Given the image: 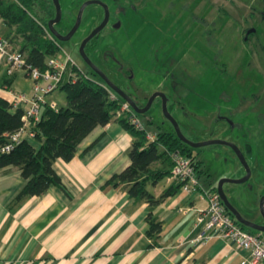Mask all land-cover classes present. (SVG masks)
I'll list each match as a JSON object with an SVG mask.
<instances>
[{
	"label": "rangeland",
	"instance_id": "rangeland-1",
	"mask_svg": "<svg viewBox=\"0 0 264 264\" xmlns=\"http://www.w3.org/2000/svg\"><path fill=\"white\" fill-rule=\"evenodd\" d=\"M59 1L63 13L68 9L76 14L77 0ZM104 1L111 14L120 16L121 24L114 30L108 25L101 30L91 59L99 61L109 78L136 101L144 102L152 91L162 89L168 95L169 111L188 138L234 141L243 150L251 173L244 182H224L223 189L244 216L262 220L259 198L264 194V170L257 165L264 168V0ZM129 2L137 6L132 12ZM101 14L96 3L86 5L79 27L63 42L64 56L68 53L86 71L91 68L80 56L79 43L91 20L96 22ZM157 52L164 56L154 61L151 54ZM173 80L179 81L174 88L168 83ZM54 99L58 106L64 104V92L59 90ZM133 113L148 136L173 127L162 112L159 97L145 112ZM192 149L195 158L202 160L200 167L212 172L209 180L206 170L199 174L203 191L217 185L221 172L233 174L234 163L245 174L243 164L226 144Z\"/></svg>",
	"mask_w": 264,
	"mask_h": 264
},
{
	"label": "crops",
	"instance_id": "crops-1",
	"mask_svg": "<svg viewBox=\"0 0 264 264\" xmlns=\"http://www.w3.org/2000/svg\"><path fill=\"white\" fill-rule=\"evenodd\" d=\"M8 31L0 17V35ZM32 85L24 70L8 72L0 55L1 96L10 102L14 93L30 96ZM58 91L45 97L55 100ZM20 106L25 108L28 103ZM24 137L38 144L33 136ZM131 142L132 135L117 120L95 126L78 143L72 158L53 162L61 186L51 184L41 194L16 202L12 198L24 177L16 165L0 166V264H238L248 252L233 240L213 232L204 243L193 241L200 228L198 209L207 205L205 194L198 188H180L152 207V215L162 221V230L157 242L150 244L153 239L146 234L148 202L129 196L122 184L103 187L113 173L130 163L127 151ZM234 165L233 174L219 175H241V167ZM200 169L206 170L203 166ZM207 174L206 179H211L212 172ZM164 179L147 188L159 194L172 181L168 176Z\"/></svg>",
	"mask_w": 264,
	"mask_h": 264
},
{
	"label": "trees",
	"instance_id": "trees-1",
	"mask_svg": "<svg viewBox=\"0 0 264 264\" xmlns=\"http://www.w3.org/2000/svg\"><path fill=\"white\" fill-rule=\"evenodd\" d=\"M76 3L79 4L80 0ZM67 10L54 23L60 32H64L67 24H72L75 18L74 13ZM54 13V4L50 0H0V17L9 29L5 37L24 55L27 63L41 69L47 67V58L58 52L65 41L55 37L48 28V19ZM99 41L100 34L97 32L86 42L84 49L90 58ZM111 55L116 59L114 53L111 52ZM91 69L86 71L77 65L67 66L56 88L64 92L65 103L57 109L45 103L39 119L32 120L29 126L37 145L23 137L11 151L0 154V166L16 165L24 177V183L12 201L39 195L51 184L61 186V178L53 162L57 158L69 160L74 156L78 143L95 126L117 120L132 135L127 151L131 161L122 170L113 173L103 187L122 184L129 196L148 202L150 210L146 218L149 227L146 234L153 239L150 244H155L162 230V221L152 215L151 209L180 189L181 182L172 180L157 195L147 185L156 184L169 175L172 151L179 150L195 158L192 146L177 137L173 127L157 130L150 138L145 127H138L131 120L132 114L115 116L123 98L115 91L117 98L110 97V89ZM124 71L129 76L127 67ZM69 72L75 73V78ZM128 93L131 95V92ZM22 113V107H13L8 98L0 95V140L22 124ZM154 162L162 164L153 167ZM200 163L198 160V175L201 172ZM209 190L216 191V186H211Z\"/></svg>",
	"mask_w": 264,
	"mask_h": 264
},
{
	"label": "built area",
	"instance_id": "built-area-1",
	"mask_svg": "<svg viewBox=\"0 0 264 264\" xmlns=\"http://www.w3.org/2000/svg\"><path fill=\"white\" fill-rule=\"evenodd\" d=\"M63 51L62 47L58 52L50 55L47 58V67L41 69L27 63L24 55L13 46L9 39L0 35V55L5 59L7 71L12 72L15 69H22L33 81V91L30 96L24 92L13 94L11 99L13 107L25 103H28V106L22 107V124L14 131L6 133L5 139L0 140V154L11 151L26 134L33 136V133L29 130V126L32 120L39 119L42 106L45 103L57 109V102L51 99L48 100L45 95L58 87L63 73L69 64L78 66L77 62L68 53L64 56ZM79 69L81 68L79 67ZM69 74L73 78L76 76L73 72H69ZM109 89L110 97L117 98L116 93L111 88ZM122 113L132 114L131 120L138 127H143L141 121L133 113L129 102L125 99L121 100L115 116H119ZM149 137H153V135H149ZM197 172L196 158L184 154L179 150L171 152V166L168 179L181 182L182 190L201 189ZM203 193L207 199V205L205 208L198 209L196 222L200 224V228L193 241L201 244L216 234L225 239L233 240L239 248L245 249L248 252L246 256L241 258L238 264H264V236L261 235V232L245 229L225 207L217 191L206 190ZM213 232L214 234H212Z\"/></svg>",
	"mask_w": 264,
	"mask_h": 264
},
{
	"label": "water",
	"instance_id": "water-1",
	"mask_svg": "<svg viewBox=\"0 0 264 264\" xmlns=\"http://www.w3.org/2000/svg\"><path fill=\"white\" fill-rule=\"evenodd\" d=\"M90 3H101L104 6L105 13L103 16V19L98 23L91 31H89L80 41L79 43V53L82 59L92 68V70L97 73L103 80L104 82L113 90L115 91L119 96H121L123 99L129 102L130 106L136 113H141L145 112L152 104L154 98L156 96H159L161 99V109L162 112L167 120L170 121L172 124L174 131L181 140L186 142L192 147H197V146H202L206 144H226L232 148V150L235 152L236 156L238 157L239 161L243 164L245 168V174L238 176V177H230L228 175H222L218 183L216 185V191L219 193V196L221 200L223 201L225 207L228 209V211L238 220L241 224L244 226H248L250 228L256 229L259 232L264 231V194L260 196L259 198V208L262 213L263 219L262 221H256L253 218H250L248 216H244L241 211L232 203V201L229 199L228 195L226 194V191L223 189V183L224 182H235V183H240L246 181L251 173V169L248 165V162L246 160L245 154L243 150L234 142L228 139L224 138H219V137H214V138H209V139H200V140H192L185 136L179 126V122L177 119L172 115V113L169 111L168 106H167V101H168V95L159 89H156L151 92V94L148 96L145 104L143 106H140L136 101L133 99L132 95H130L124 88H122L119 84L115 83L112 81L109 76L104 72V70L97 64L95 63L89 55L85 52V44L86 42L93 36L95 35L100 29L104 27L106 24L108 18H109V9L107 3H105L102 0H83L79 7L78 10L75 14L74 22L71 25V27L65 32L62 33L59 30H57L54 26L55 22H58L61 19L62 16V7L61 3L59 0H53L54 8H55V13L54 16L48 19L47 25L51 33L57 37L60 40H69L71 36L74 34L76 29L79 27L82 19V14L83 10L86 5ZM119 21H117L116 26L119 25Z\"/></svg>",
	"mask_w": 264,
	"mask_h": 264
},
{
	"label": "flooded vegetation",
	"instance_id": "flooded-vegetation-1",
	"mask_svg": "<svg viewBox=\"0 0 264 264\" xmlns=\"http://www.w3.org/2000/svg\"><path fill=\"white\" fill-rule=\"evenodd\" d=\"M52 2H53V0H51ZM83 0H81L80 1V3L82 2ZM102 1H104V0H102ZM105 3H107L106 1H104ZM80 3L78 4V7H79V5H80ZM112 3H115V0H113V2ZM97 5H99L100 7H101V11H102V14H101V16H100V18L96 21V22H94V23H92V20H91V24H90V26H89V28H88V31H87V33L89 32V31H91V29H93L98 23H100V21L103 19V16H104V13H105V9H104V6L101 4V3H96ZM107 5H108V3H107ZM117 7H119V6H117ZM137 6H136V4L135 3H131V2H129V6H128V10H129V12H132L133 10H135V8H136ZM108 9H109V5H108ZM77 10H78V8H77ZM84 11V10H83ZM123 13H125L126 12V10L125 11H122ZM54 16V15H53ZM52 16V17H53ZM82 20V19H81ZM143 20V19H142ZM117 21H119L120 23H119V25L121 24V19H120V16L117 14H111V11H110V9H109V18H108V20H107V22H106V24L104 25V27H106L107 25H108V27L110 28V30H114V27H116V24H117ZM74 22V21H73ZM56 23V22H55ZM73 24V23H72ZM71 24V25H72ZM71 25L67 28V29H65L64 30V32H62V33H65L70 27H71ZM118 25V26H119ZM103 27V28H104ZM102 28V29H103ZM102 29H100L98 32H99V34H100V32H101V30ZM86 33V34H87ZM160 53V52H159ZM92 55H94V53L93 54H91V56ZM146 56V54H145V51H144V55H143V57H145ZM155 56V57H154ZM156 56L157 57H159L160 58V60H161V58L164 56V54L163 55H161V56H159L158 55V52L155 54V55H153V54H151V57L153 58V60L155 61L156 59ZM159 58H158V60H159ZM158 60H156V61H158ZM98 61V60H97ZM163 62V61H162ZM97 64H99V61L98 62H96ZM99 66L102 68V69H104V67L102 66V65H100L99 64ZM160 69V68H159ZM127 75H129V74H127ZM160 76H164V75H160ZM167 76V75H166ZM129 76H127V78H128ZM156 79H159V78H156ZM124 83V82H123ZM168 83H170L171 85H172V87L174 88V86H175V84H178L179 83V81H176V80H173V81H171V82H169L168 81ZM121 85V84H120ZM162 90V89H161ZM151 94V93H150ZM180 94V93H179ZM178 95V94H177ZM156 97H159V96H156ZM155 97V98H156ZM148 98V97H147ZM160 98V97H159ZM134 99V98H133ZM173 99V101H175V99L174 98H172ZM135 100V99H134ZM147 100V99H146ZM146 100L144 101V102H139V101H136V103H138L140 106H143L144 104H145V102H146ZM168 109H170V106L168 107Z\"/></svg>",
	"mask_w": 264,
	"mask_h": 264
},
{
	"label": "bare ground",
	"instance_id": "bare-ground-1",
	"mask_svg": "<svg viewBox=\"0 0 264 264\" xmlns=\"http://www.w3.org/2000/svg\"><path fill=\"white\" fill-rule=\"evenodd\" d=\"M149 137V136H148ZM238 221V220H237ZM239 222V221H238Z\"/></svg>",
	"mask_w": 264,
	"mask_h": 264
}]
</instances>
